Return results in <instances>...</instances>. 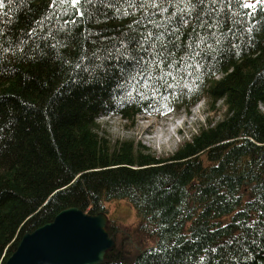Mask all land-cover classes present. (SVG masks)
I'll return each mask as SVG.
<instances>
[{"label": "trees", "instance_id": "16d2710c", "mask_svg": "<svg viewBox=\"0 0 264 264\" xmlns=\"http://www.w3.org/2000/svg\"><path fill=\"white\" fill-rule=\"evenodd\" d=\"M205 8L203 27H181L169 45L175 55L144 68L126 57L138 59L129 42L149 30L150 5L4 0L0 264L61 208L96 213L120 199L154 243L129 256L115 242L100 264H264V3ZM201 98L221 100L222 117L164 156L95 130L99 114L132 120Z\"/></svg>", "mask_w": 264, "mask_h": 264}, {"label": "rangeland", "instance_id": "374dc122", "mask_svg": "<svg viewBox=\"0 0 264 264\" xmlns=\"http://www.w3.org/2000/svg\"><path fill=\"white\" fill-rule=\"evenodd\" d=\"M224 104L217 100L201 98L188 108H177L155 114L138 113L132 120L118 114H99L95 130L98 134L114 140H129L155 156H164L174 151L188 139L200 125H206L222 117ZM106 223L114 233V240L132 256L137 250L153 245L154 239L138 232L137 218L133 208L123 199L103 203Z\"/></svg>", "mask_w": 264, "mask_h": 264}, {"label": "water", "instance_id": "95a60500", "mask_svg": "<svg viewBox=\"0 0 264 264\" xmlns=\"http://www.w3.org/2000/svg\"><path fill=\"white\" fill-rule=\"evenodd\" d=\"M114 244L103 211L68 206L23 232L2 264H100Z\"/></svg>", "mask_w": 264, "mask_h": 264}, {"label": "snow or ice", "instance_id": "6c2138e0", "mask_svg": "<svg viewBox=\"0 0 264 264\" xmlns=\"http://www.w3.org/2000/svg\"><path fill=\"white\" fill-rule=\"evenodd\" d=\"M73 5H78L81 0H70ZM209 0H136L141 9H145L150 5V9L145 12L141 17V20L146 21L145 28L149 29L146 32L140 33L139 37H133L129 43L137 44V57H133L130 54L126 59H131L140 63L144 68L149 67L150 64L164 63L166 56L175 55L169 49V45H175V41L179 40L177 33L181 27L188 26L193 22L203 27L205 23V16L211 13V9L205 8V4ZM214 2V0H213ZM264 3V0H257V4ZM243 7L255 8V4L244 3ZM4 8V0H0V10ZM125 14H127L125 12ZM159 17V19H157ZM141 20L135 21V23H141ZM150 26V28H149ZM211 27V25H209ZM195 33V28H192L190 36ZM3 34V29L0 28V36ZM174 38V39H173ZM122 46L123 45V42ZM191 43L188 44V48H191ZM0 51H7L0 46ZM187 55V53H186ZM147 56V59L145 57ZM183 59V57H182ZM169 68L172 64L168 65ZM162 77L164 75H171V72H163L161 69ZM237 223H240L237 221ZM257 221H253V225L257 224ZM227 243H232L229 240ZM216 251V249H212Z\"/></svg>", "mask_w": 264, "mask_h": 264}]
</instances>
